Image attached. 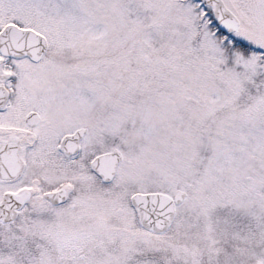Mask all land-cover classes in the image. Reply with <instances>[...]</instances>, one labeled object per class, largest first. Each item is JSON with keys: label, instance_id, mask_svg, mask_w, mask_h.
I'll use <instances>...</instances> for the list:
<instances>
[{"label": "snow or ice", "instance_id": "1", "mask_svg": "<svg viewBox=\"0 0 264 264\" xmlns=\"http://www.w3.org/2000/svg\"><path fill=\"white\" fill-rule=\"evenodd\" d=\"M0 264H264V0H0Z\"/></svg>", "mask_w": 264, "mask_h": 264}]
</instances>
